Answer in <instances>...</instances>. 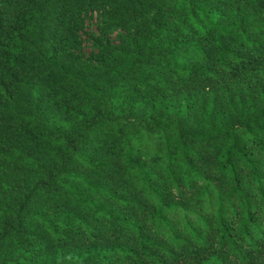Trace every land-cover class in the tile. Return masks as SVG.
<instances>
[{"label": "trees", "instance_id": "obj_1", "mask_svg": "<svg viewBox=\"0 0 264 264\" xmlns=\"http://www.w3.org/2000/svg\"><path fill=\"white\" fill-rule=\"evenodd\" d=\"M0 264H264V0H0Z\"/></svg>", "mask_w": 264, "mask_h": 264}, {"label": "rangeland", "instance_id": "obj_2", "mask_svg": "<svg viewBox=\"0 0 264 264\" xmlns=\"http://www.w3.org/2000/svg\"><path fill=\"white\" fill-rule=\"evenodd\" d=\"M100 23L101 20L96 13L91 14L90 18L87 19L86 30L82 33L83 43L80 51L84 57H88L94 49L95 40L100 36ZM110 38L111 42H117L118 32H115Z\"/></svg>", "mask_w": 264, "mask_h": 264}]
</instances>
